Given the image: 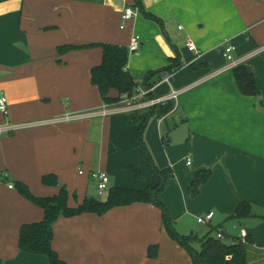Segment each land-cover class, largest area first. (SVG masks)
<instances>
[{
	"label": "crops",
	"instance_id": "0c3cea01",
	"mask_svg": "<svg viewBox=\"0 0 264 264\" xmlns=\"http://www.w3.org/2000/svg\"><path fill=\"white\" fill-rule=\"evenodd\" d=\"M142 1L150 16L135 8L138 15L121 28L122 13L134 0H0V95L8 98L9 109L7 115L0 112V127H18L0 132V264H50L45 255L20 250L21 227L41 221L44 210L19 192L17 181L36 196H53L60 186L43 184L42 176L54 173L69 192L70 206L90 195L93 172L109 175V189L143 190L158 183L135 134V111L62 118L101 111L107 103L91 81L102 49L60 54L58 46L128 47L133 35L142 39L128 61L136 91L146 86L149 71L173 58L183 63L172 80L183 89L176 105L165 116H152L143 133L155 164L173 171L159 199L175 228L190 219L194 223V214L198 218L215 210L211 223L196 221L215 235L221 227L237 237L224 223L238 220L233 218L236 207L248 201L253 215L246 219L258 223L241 228L255 240L251 264H264L259 253L264 251V0ZM188 38L200 55L187 47ZM230 43L234 58L254 73L259 94H242L233 68L224 69ZM150 82L158 83V76ZM170 89L160 83L153 93ZM175 149L183 153L177 164ZM132 166L144 173L143 179L134 176ZM205 169L211 176L195 195L190 184ZM153 244L159 246L157 257L148 255ZM52 246L71 264H194L168 233L161 209L150 202L116 206L101 215L61 216Z\"/></svg>",
	"mask_w": 264,
	"mask_h": 264
},
{
	"label": "trees",
	"instance_id": "16d2710c",
	"mask_svg": "<svg viewBox=\"0 0 264 264\" xmlns=\"http://www.w3.org/2000/svg\"><path fill=\"white\" fill-rule=\"evenodd\" d=\"M129 5L133 8H139L147 17L150 16L146 13L142 0H134V3ZM150 14L153 15L152 13ZM153 17L157 18L155 15ZM91 47H100L103 51L102 62L93 66L91 69V81L98 87L105 103H116L119 96L123 93L133 94L138 87V83L128 69L129 47L112 43H90L85 45L64 44L58 46V52L60 54H66L73 50ZM182 66L183 63L181 60L173 58L169 65L164 68L149 71L145 76L144 84L146 86L155 85L156 83L150 82L154 76L157 75L160 80L161 75L165 71L175 72ZM191 66L195 67L196 65L192 64ZM233 72L242 94H259L260 91L257 87L255 75L244 63L233 67ZM112 90L118 93L117 96H111ZM153 95L151 94V96ZM172 109L173 104L167 103L135 111V134L139 143L143 146L146 159L158 177L159 181L155 186H148L143 190L113 187L108 190L106 200H97L92 196V199L86 197L78 206H70L68 203L69 192L66 186L59 183L58 177L54 173H48L42 176L43 184L60 186L59 193L53 196H36L31 192L27 184L22 181H17L16 185L19 192L44 210V218L41 221L26 223L21 227L19 238L20 250L24 253L45 255L49 259L50 264H71L63 260L52 246L54 224L61 216L72 217L83 213L101 215L116 206L128 205L134 202H150L161 209L162 221L168 233L188 251L194 264H251L249 259L250 249L255 245V240L252 236H248L246 242H242L237 237L232 241H228L218 238L211 233H208L203 238L194 234H181L175 228L168 208L159 199V194L165 189L167 181L173 175V171L170 167L159 168L155 164L150 151L145 145L143 133L147 122L152 116L156 114L160 117L165 116ZM130 168L136 178L143 179L144 173L141 170L133 166ZM210 176V169L198 172L190 184L191 193L198 194L201 185L206 183ZM252 215L251 204L248 201H242L236 207L233 218L241 220L249 218ZM212 230L214 231V229ZM158 252L159 246L157 244L148 247V255L150 257H157ZM259 253L261 254L260 260H264V251L263 254L260 251Z\"/></svg>",
	"mask_w": 264,
	"mask_h": 264
},
{
	"label": "built area",
	"instance_id": "2783aa9c",
	"mask_svg": "<svg viewBox=\"0 0 264 264\" xmlns=\"http://www.w3.org/2000/svg\"><path fill=\"white\" fill-rule=\"evenodd\" d=\"M137 15H138V10L128 5L122 13L123 23L121 24V28H125L126 23ZM180 28H182V26ZM141 46H142L141 37L139 35H133L130 40L129 46H128L130 53L138 52L141 49ZM187 47L191 51L195 52L197 55H200L201 51L193 39L191 38L187 39ZM234 50H235V46L231 43L225 47L224 55L228 59L229 62L224 67V69L233 68L242 62V60H237L234 58L233 56ZM173 75H174V72L165 71L161 75L159 82L156 83L155 85L144 86L143 88L135 91L133 94L123 93L119 96V99L116 103H112V104L107 103L101 111L99 110V111H96L94 113H89V114L67 113L62 118H64V120H75V119L82 118L85 115L94 116L96 114H99V115L106 116V115H110L114 113H122V112H127V111H137V110L148 109L154 106L164 105L167 103H172L173 105H176L180 94L183 92V89L175 88L172 85ZM160 83L170 84L171 85L170 92L164 95H160V96H154V95L151 96V94H154L153 91L155 89V86ZM0 112H2L5 115L9 113L8 98L5 95H0ZM17 128H18L17 126L16 127H12V126L0 127V132L10 131L12 129L15 130ZM190 163L191 161L189 159L188 164ZM91 175L93 176L94 179L97 180V186H98V190L100 194H103L104 192L109 190L110 177L106 172L97 171V172H93ZM13 186L14 185L10 184V187H13ZM214 217H215V212L210 211L205 215V217H198L197 221L199 223L208 224V223H211ZM216 236L224 240L228 239V241H232L235 239L234 236L227 235L226 231L221 227L216 230ZM248 236H249L248 231L245 228H241L240 233L237 236V239L242 242H246V238Z\"/></svg>",
	"mask_w": 264,
	"mask_h": 264
},
{
	"label": "rangeland",
	"instance_id": "374dc122",
	"mask_svg": "<svg viewBox=\"0 0 264 264\" xmlns=\"http://www.w3.org/2000/svg\"><path fill=\"white\" fill-rule=\"evenodd\" d=\"M182 154L183 153H182V151L180 149L173 150L172 151V161L177 164L179 162ZM91 195L97 200H106L107 197H108V192L106 191L103 194H100L99 190H98V186H97V180H96V182H92V184H91L90 195L89 196H91ZM191 195H193V194H191ZM202 203H205V202H202ZM214 212H215V210H214ZM207 213L208 212L205 211V212H201L199 214L202 217H205V215ZM170 215H171V213H170ZM187 217H193V215H189ZM194 217H195L194 223H192V220L190 219L189 220V224L188 225L187 224H182L181 225L182 228H178V231H180L181 233L184 232L183 234H186V235L187 234L188 235L189 234H194V235H197L200 238L205 237L208 233H211L212 235H215V231L210 230L211 228H209V226L204 225L206 223L199 224L196 221L197 214H194ZM216 217H218V215ZM173 221H174V219H173ZM253 223H258V220H250V219L235 220V219H229V220H227L224 223V225H225V228L230 232L229 234L238 235L240 233V229H241L242 226L243 227L245 226L247 229H250L252 227ZM174 225H175V222H174ZM249 256L251 257L253 255L251 254ZM250 257H249V259H250Z\"/></svg>",
	"mask_w": 264,
	"mask_h": 264
},
{
	"label": "water",
	"instance_id": "95a60500",
	"mask_svg": "<svg viewBox=\"0 0 264 264\" xmlns=\"http://www.w3.org/2000/svg\"><path fill=\"white\" fill-rule=\"evenodd\" d=\"M89 199H92V196H89Z\"/></svg>",
	"mask_w": 264,
	"mask_h": 264
}]
</instances>
